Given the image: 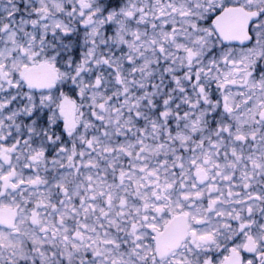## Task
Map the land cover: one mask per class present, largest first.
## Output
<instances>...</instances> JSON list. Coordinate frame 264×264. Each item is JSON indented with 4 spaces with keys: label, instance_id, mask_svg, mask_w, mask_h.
Here are the masks:
<instances>
[{
    "label": "snow or ice",
    "instance_id": "snow-or-ice-1",
    "mask_svg": "<svg viewBox=\"0 0 264 264\" xmlns=\"http://www.w3.org/2000/svg\"><path fill=\"white\" fill-rule=\"evenodd\" d=\"M0 264H264V0H0Z\"/></svg>",
    "mask_w": 264,
    "mask_h": 264
}]
</instances>
